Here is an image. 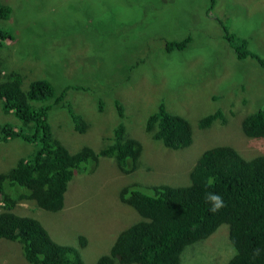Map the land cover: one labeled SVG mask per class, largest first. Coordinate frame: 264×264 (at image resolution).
<instances>
[{
  "label": "rangeland",
  "instance_id": "1",
  "mask_svg": "<svg viewBox=\"0 0 264 264\" xmlns=\"http://www.w3.org/2000/svg\"><path fill=\"white\" fill-rule=\"evenodd\" d=\"M2 1L13 12L0 25L16 35L0 41L3 72L18 71L25 84L45 78L56 88L77 87L67 90L63 106L49 109L53 135L71 152L85 145L98 152L121 121L119 101L127 135L142 144L133 172L123 173L114 158L100 156L94 171L76 173L60 210L29 200L12 210L38 219L60 244L78 247L84 238L78 250L85 264H97L117 234L139 219L119 197L125 185L148 194L152 185H187L197 158L217 145L233 146L246 158L264 153V137H246L241 128L264 95V66L253 57L239 59L235 49L264 57V0ZM188 34L192 42L186 49L166 51L169 40ZM160 102L190 121L188 146L165 147L146 131V119ZM220 108L224 121L198 126L202 116ZM70 109L87 121L85 132L74 130ZM5 123L21 128L0 101V126ZM36 147L20 138L0 140V172ZM2 204L0 195V211ZM233 254L223 223L206 239L187 245L180 264H226ZM0 264L29 263L17 241L0 238Z\"/></svg>",
  "mask_w": 264,
  "mask_h": 264
},
{
  "label": "trees",
  "instance_id": "2",
  "mask_svg": "<svg viewBox=\"0 0 264 264\" xmlns=\"http://www.w3.org/2000/svg\"><path fill=\"white\" fill-rule=\"evenodd\" d=\"M12 12L13 7L0 0V21L9 19ZM14 33L0 25V41L16 37ZM191 42L190 34L169 40L166 51H183ZM235 49L239 59L253 57L264 66V57L249 49L242 52L237 45ZM23 81L18 71L3 72L0 60L1 104L5 112H12L21 122L20 129L9 123L0 126V140L20 138L37 146L28 157L0 172V238L17 241L29 264H85L78 250L85 244L84 238L78 240V247L60 244L38 219L12 210L28 200L45 210H60L68 183L76 173L94 171L100 156L114 158L123 173L133 172L142 144L127 135L123 105L115 101L121 121L108 143L98 152L87 145L69 151L53 135L48 112L52 106H63L67 90L77 87L56 88L45 78L30 79L26 84ZM67 113L74 130L85 132L88 123L84 117L71 109ZM217 119H225L221 108L202 116L198 126L206 128ZM241 126L246 137H264V95L242 119ZM145 129L154 140L171 149L192 142L188 118L171 113L163 102L147 117ZM189 176V184L183 186L152 185L151 194L135 184L122 187L121 201L131 206L139 219L117 234L97 264H180V254L187 245L206 239L223 223L228 225V239L234 248L226 264H264V153L246 158L233 146H213L200 154ZM208 193L223 198L224 206L219 211L209 210L211 204L205 200ZM256 249L260 254L254 256Z\"/></svg>",
  "mask_w": 264,
  "mask_h": 264
},
{
  "label": "clouds",
  "instance_id": "3",
  "mask_svg": "<svg viewBox=\"0 0 264 264\" xmlns=\"http://www.w3.org/2000/svg\"><path fill=\"white\" fill-rule=\"evenodd\" d=\"M209 185L212 183L210 180ZM206 202H209L211 204V208L209 209L211 212H217L224 206L223 198L215 193H208L205 196ZM260 254V250L256 249L253 253L254 256H257Z\"/></svg>",
  "mask_w": 264,
  "mask_h": 264
}]
</instances>
